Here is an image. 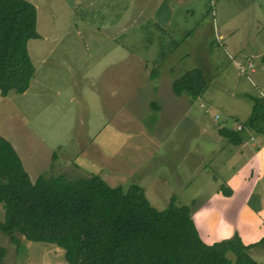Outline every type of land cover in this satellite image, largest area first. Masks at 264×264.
I'll list each match as a JSON object with an SVG mask.
<instances>
[{
	"label": "rangeland",
	"instance_id": "obj_1",
	"mask_svg": "<svg viewBox=\"0 0 264 264\" xmlns=\"http://www.w3.org/2000/svg\"><path fill=\"white\" fill-rule=\"evenodd\" d=\"M27 1L36 9L38 36L27 40L34 74L24 92H0V135L31 180L87 173L125 189L137 183L160 210L172 196L192 210L205 198L193 192L211 194L224 183L217 180L221 157H231L233 169L244 156L232 155L237 147L218 130L248 140L252 101L241 93L264 92V0H198L185 6L194 8L193 19L179 14L180 2L166 10L165 0ZM192 67L207 81L199 97L167 90L169 77ZM142 131L174 144L137 146ZM255 199L264 206L259 191ZM13 235L16 242L0 231V264H67L58 246ZM248 253L264 264V244Z\"/></svg>",
	"mask_w": 264,
	"mask_h": 264
},
{
	"label": "trees",
	"instance_id": "obj_2",
	"mask_svg": "<svg viewBox=\"0 0 264 264\" xmlns=\"http://www.w3.org/2000/svg\"><path fill=\"white\" fill-rule=\"evenodd\" d=\"M37 36L36 9L31 2L0 0L2 94L22 93L29 86L34 66L27 40ZM206 87L199 67L186 69L171 81L173 94L191 99ZM241 95L252 101L244 125L264 135V92ZM218 132L233 143L239 139L232 129L221 127ZM223 191L225 195L232 192L229 187ZM0 204L1 232L10 234L15 242L17 232L30 241L54 244L63 250L67 264H258L248 249L264 244V236L244 244L237 231L207 243L187 205H177L172 196L164 209H157L137 183L125 189L87 173L68 177L46 172L31 180L15 148L1 135Z\"/></svg>",
	"mask_w": 264,
	"mask_h": 264
},
{
	"label": "crops",
	"instance_id": "obj_3",
	"mask_svg": "<svg viewBox=\"0 0 264 264\" xmlns=\"http://www.w3.org/2000/svg\"><path fill=\"white\" fill-rule=\"evenodd\" d=\"M165 2L167 4L166 10H168L169 5L175 7V4L180 2L182 6L179 14H186L191 19L196 17L194 8L185 6L190 3L194 4L198 0H165ZM167 68L170 69V67ZM251 72H254L253 68H251ZM168 73L173 74L170 71ZM169 81L167 90L171 89L172 77H169ZM258 82L260 85H264L260 80ZM262 89H264V86ZM165 90L159 87L156 91L158 95H167ZM152 107L156 110L160 109L157 104H152ZM184 107L183 110L192 111V108L187 103ZM113 130L111 132L112 136L116 134H114ZM115 131L117 130L115 129ZM254 133L255 131L249 133L248 140L253 142L249 144L248 140L242 139L241 134L239 135L237 132L239 139L235 143L232 142L237 147V151L233 150L232 155L238 153L244 157L233 169L230 167L231 157L228 156L224 159L221 157L219 165L223 166H218L220 168V177L218 176L217 180H222L224 183L216 186V191L211 194L207 191L201 192L200 189L193 192L195 195L205 197L192 208L191 216L199 232H201L203 240L207 243L230 237L234 231H237L244 244L255 241L264 235V206L262 207L259 204L258 199L253 200L258 191L259 195H264V139L254 140ZM221 136L220 134L219 137ZM135 137L139 141L137 146L147 149H156L162 145L174 144L171 142V136L160 142L153 131L150 133L142 131L141 134L135 135ZM146 156L149 155H143L144 158ZM221 175H224L223 179ZM179 179L182 182V178L179 177ZM227 187L232 191L229 195H225L223 191Z\"/></svg>",
	"mask_w": 264,
	"mask_h": 264
},
{
	"label": "built area",
	"instance_id": "obj_4",
	"mask_svg": "<svg viewBox=\"0 0 264 264\" xmlns=\"http://www.w3.org/2000/svg\"><path fill=\"white\" fill-rule=\"evenodd\" d=\"M237 128L240 129V128H242V127H241V125L238 124V125H237Z\"/></svg>",
	"mask_w": 264,
	"mask_h": 264
}]
</instances>
